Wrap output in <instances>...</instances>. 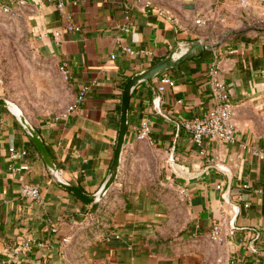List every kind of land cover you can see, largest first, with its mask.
<instances>
[{"label":"crops","instance_id":"0c3cea01","mask_svg":"<svg viewBox=\"0 0 264 264\" xmlns=\"http://www.w3.org/2000/svg\"><path fill=\"white\" fill-rule=\"evenodd\" d=\"M4 7L18 14L58 67L68 65L64 111L84 86L91 87L66 119L24 112L64 177L89 194L113 161L126 82L178 41L200 40L210 49L154 81L175 82L161 93L160 108L147 86L137 88L118 180L93 209L52 182L20 125L0 107V264L27 239L43 246L23 253L20 264H264V161L240 148V142L264 148L256 123L264 106V7L253 1L243 7L239 0H0ZM69 25L80 31H68ZM124 47L153 56L132 58ZM215 63L234 105V145L208 138L196 143L183 127L214 106L208 83ZM144 122L151 133L140 139ZM11 145L28 156L12 161ZM171 157L188 173L219 165L230 175L212 170L188 181L170 170ZM23 164L29 169L20 170ZM25 184L40 190L41 201L22 197ZM217 225L221 241L211 238Z\"/></svg>","mask_w":264,"mask_h":264},{"label":"built area","instance_id":"2783aa9c","mask_svg":"<svg viewBox=\"0 0 264 264\" xmlns=\"http://www.w3.org/2000/svg\"><path fill=\"white\" fill-rule=\"evenodd\" d=\"M49 4H54L55 0H46ZM241 6H248L250 1H253L257 5L264 7V0H239ZM142 3L144 0H138ZM64 3H57L58 8H63ZM3 12L13 18H16L18 14L13 12L10 8H2ZM68 31L78 32L80 28L75 25H69L67 28ZM123 31L129 32V28L126 26L123 28ZM61 31L53 33L55 41H60ZM123 52L132 58L135 57H152L153 53L148 50H136L132 47H124ZM115 56H112L114 59ZM219 63H215L209 70V89L213 98L214 106L201 118H195L183 123L184 129L192 136V139L196 143H202L205 138H208L213 141H220L226 144H237L239 139L237 137V125L234 117V105L231 101V95L228 89V86L219 76ZM59 72L64 78L68 80L69 78V69L66 63H62L59 66ZM155 85L160 93H163L167 88H172L175 86V82L169 78H162L160 81L155 82ZM90 86H84L81 91L76 96L75 100L68 105L66 110L60 115V118L66 119L71 114L76 112L83 102L86 99L87 93L90 91ZM151 133V127L149 124L144 122L139 134L140 139L147 138ZM240 148L246 153H250L256 159L264 161V148L258 146H253L248 143L240 142ZM8 156L12 161H22L24 160L29 152L24 148H18L15 145H11L8 148ZM212 161V160H210ZM20 170H28L29 166L23 164ZM221 189V186L217 187ZM247 188V186H245ZM22 197L32 201L39 202L41 201V192L40 190L29 184H25L21 188ZM248 207V205H246ZM221 226H214L211 230V238L213 241H221ZM117 238H119L117 236ZM43 243H39L32 239H27L19 248L15 249L14 253L7 258L4 264H20L21 260L19 259L23 253H31L37 247H42ZM229 264H238V260H230Z\"/></svg>","mask_w":264,"mask_h":264},{"label":"water","instance_id":"95a60500","mask_svg":"<svg viewBox=\"0 0 264 264\" xmlns=\"http://www.w3.org/2000/svg\"><path fill=\"white\" fill-rule=\"evenodd\" d=\"M208 49H210V47L200 40L178 41L176 46L163 59L151 67L136 73L126 82L120 102L119 131L113 161L104 182L99 189L92 194L83 191L64 177L63 170L57 166V163L49 151L43 137L17 103L6 98H0V107L5 108L20 125L42 158L52 182L62 190L75 196L81 204L88 206L89 209H93L105 199L118 180L122 156L128 136L130 102L137 88L143 84L147 86L153 94L154 104L156 107L160 108L161 93L158 91L154 81L167 72L179 68L184 63L192 60H200ZM168 167L176 176L188 181H197L212 170L224 173L228 176L230 175V172L227 169L219 165H211L202 172L188 173L175 162L173 157L168 161ZM231 185L232 183L230 180L224 193L227 197ZM236 208L239 209L238 207Z\"/></svg>","mask_w":264,"mask_h":264},{"label":"rangeland","instance_id":"374dc122","mask_svg":"<svg viewBox=\"0 0 264 264\" xmlns=\"http://www.w3.org/2000/svg\"><path fill=\"white\" fill-rule=\"evenodd\" d=\"M67 93L54 58L34 43L20 19L0 10V96L16 101L30 117L60 116ZM257 115L264 135V106Z\"/></svg>","mask_w":264,"mask_h":264},{"label":"trees","instance_id":"16d2710c","mask_svg":"<svg viewBox=\"0 0 264 264\" xmlns=\"http://www.w3.org/2000/svg\"><path fill=\"white\" fill-rule=\"evenodd\" d=\"M118 109H119V112H120V106H119V108H118Z\"/></svg>","mask_w":264,"mask_h":264}]
</instances>
